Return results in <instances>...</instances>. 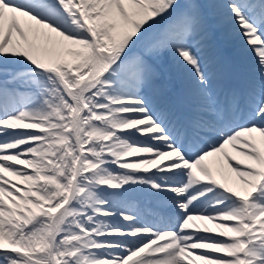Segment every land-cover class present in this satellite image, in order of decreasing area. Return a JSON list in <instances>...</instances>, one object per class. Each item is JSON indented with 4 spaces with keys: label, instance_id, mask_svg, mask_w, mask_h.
<instances>
[{
    "label": "snow or ice",
    "instance_id": "1",
    "mask_svg": "<svg viewBox=\"0 0 264 264\" xmlns=\"http://www.w3.org/2000/svg\"><path fill=\"white\" fill-rule=\"evenodd\" d=\"M218 8L244 91L205 55ZM0 264H264V0H0Z\"/></svg>",
    "mask_w": 264,
    "mask_h": 264
},
{
    "label": "bare ground",
    "instance_id": "2",
    "mask_svg": "<svg viewBox=\"0 0 264 264\" xmlns=\"http://www.w3.org/2000/svg\"><path fill=\"white\" fill-rule=\"evenodd\" d=\"M217 12L224 13L223 9H219V8L216 9V13ZM219 19L220 18H217V15H216V18L213 20L214 26H217L216 22ZM217 36L219 39H221V41L222 40L226 41V39L222 35L221 28L217 32ZM237 39L238 38L236 36L235 39H230V41H229L230 45L231 46L233 45V47L231 48L230 59H227V83L229 86L234 83L231 81H234L235 79H238L240 77L241 73H244V75L246 76L245 78L247 79L248 83L250 81H253V76L250 77L246 71V68L249 65H251V60H250L249 56L245 53L246 50L240 51L239 49H237V47L239 46V42L237 41ZM216 45H217V41L214 39L213 51L205 53L206 58L210 60L212 67H214V68H212L210 65V67L214 71L216 70V67H217V65H216L217 55H223V54H218L215 52ZM244 59H246V60H244ZM167 67H168V72L165 73V76H166V79L171 81V86L173 87V89H170V91H169V92H171V95L167 94L169 102L172 103L173 105L178 106V107H182L183 110H186V111L190 110L191 109L190 105L192 103V95L190 94V90L186 85V82L190 79V76L188 75V73L184 69L181 71H178L177 66H175V65H170ZM253 73L254 72H251V74H253ZM177 87H179L178 91H177ZM151 210H153V209L150 208V211ZM158 213H159V211H158ZM140 214L143 215L141 212H140ZM144 219H148V217L145 216ZM163 221H167V219L163 220Z\"/></svg>",
    "mask_w": 264,
    "mask_h": 264
},
{
    "label": "rangeland",
    "instance_id": "3",
    "mask_svg": "<svg viewBox=\"0 0 264 264\" xmlns=\"http://www.w3.org/2000/svg\"><path fill=\"white\" fill-rule=\"evenodd\" d=\"M216 15H217V18H220V19L216 22L218 27L217 26H213V28L215 29L214 36L218 37L217 36V31L221 28L222 35L226 39V41H221V44H224V45H221L222 46L221 49H225L226 50V48H229L230 47V43H229L230 39H235V37L237 36V38H238L237 41L239 42V46L237 47V49H239L240 51H244V50L247 51V52L245 51V53L249 56V58L251 60V65H249L246 68V71H247V74L250 77L253 76V81H250L248 83L247 79L246 78L245 79H246V84L248 86H250L257 79L255 58H254L251 50L248 48V46L242 42L241 38L236 33L234 25L225 18L224 13L217 12ZM217 50L218 49H216L215 51H217ZM244 60H246V59H244ZM209 64L211 65L210 60H209ZM211 67H212V65H211ZM212 68H214V67H212ZM177 69H178V71L183 70L179 66H177ZM167 72H168V67L166 66L165 73H167ZM251 72H254V73L251 74ZM167 83H168L169 91H170V89H173V87L171 86V81H169L167 79ZM186 85L189 88L190 94H191V91H192L191 79H189L186 82ZM169 91H168L167 94L171 95V92H169ZM132 200H133V203L135 204V206L137 207V210L139 212H141L143 215L146 214V213L148 214L147 216L149 218L148 219H144L146 222H148V221H152V222L162 221V219L160 218L161 216H158L157 213L149 211V206H151V205L153 207H162L161 201L152 200V199H148V198H145V197L143 199V196H139V195H134L132 197ZM168 215L169 214H167L166 218H168Z\"/></svg>",
    "mask_w": 264,
    "mask_h": 264
}]
</instances>
